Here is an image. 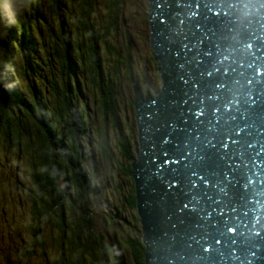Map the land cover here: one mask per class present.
Returning <instances> with one entry per match:
<instances>
[{"label": "rangeland", "instance_id": "1", "mask_svg": "<svg viewBox=\"0 0 264 264\" xmlns=\"http://www.w3.org/2000/svg\"><path fill=\"white\" fill-rule=\"evenodd\" d=\"M14 4L0 0V264H135L133 84L144 99L162 87L149 0L117 21L93 0L83 57L72 0H33L9 26Z\"/></svg>", "mask_w": 264, "mask_h": 264}, {"label": "water", "instance_id": "2", "mask_svg": "<svg viewBox=\"0 0 264 264\" xmlns=\"http://www.w3.org/2000/svg\"><path fill=\"white\" fill-rule=\"evenodd\" d=\"M261 0H149L161 91L133 93L146 264H264ZM156 98V99H155Z\"/></svg>", "mask_w": 264, "mask_h": 264}, {"label": "trees", "instance_id": "3", "mask_svg": "<svg viewBox=\"0 0 264 264\" xmlns=\"http://www.w3.org/2000/svg\"><path fill=\"white\" fill-rule=\"evenodd\" d=\"M106 1L108 2L107 5L110 11L109 16L112 15L114 17V21H117V18L119 19V16H121V14L124 11L123 8H124V5L126 4V0H106ZM72 5H74L76 9L78 8L77 11L80 12L79 16L76 12H74V15H73L75 17L74 23L76 26L74 27V30H75L74 32L78 36L77 38L80 40L79 42L80 43L82 42L80 45H78L77 48L80 50L81 52L80 55L83 57V55L85 54V51H87V49L89 48L84 43L87 40V37L91 35V32H93V26H91L93 25V21H91L92 16H93L92 15L93 14L92 13L93 12V0H72ZM14 6H15V12H16L17 6L15 4ZM5 8H6V11L9 12L7 6H5ZM19 20L23 21V16ZM65 23L67 22L65 21ZM62 26H64L63 29L65 30L66 24ZM71 51H73L72 45H71ZM131 156L132 155L130 154L129 157ZM140 243H141L140 241H136V240H134V242L128 241L127 243L128 246L132 248V253H133L132 255H133V259L135 260V264H145L144 246H142Z\"/></svg>", "mask_w": 264, "mask_h": 264}, {"label": "clouds", "instance_id": "4", "mask_svg": "<svg viewBox=\"0 0 264 264\" xmlns=\"http://www.w3.org/2000/svg\"><path fill=\"white\" fill-rule=\"evenodd\" d=\"M17 6L16 12L12 17L5 16V21L9 26L15 25L19 19L24 15L25 11L28 10L33 2V0H13ZM264 13V0L257 3L254 7L248 8V15H261Z\"/></svg>", "mask_w": 264, "mask_h": 264}, {"label": "bare ground", "instance_id": "5", "mask_svg": "<svg viewBox=\"0 0 264 264\" xmlns=\"http://www.w3.org/2000/svg\"><path fill=\"white\" fill-rule=\"evenodd\" d=\"M29 30V29H28ZM27 34V33H26ZM30 34V33H29ZM30 36V35H29ZM28 41V40H27ZM26 41V42H27ZM72 58H73V55H72ZM75 59V58H74ZM6 72V71H5ZM138 89H139V87H138ZM161 91V90H160ZM160 91H156V92H160ZM139 92H140V90H139ZM141 93V92H140ZM146 99H148V100H150L148 97L146 98ZM156 99V98H155ZM62 153V152H61ZM23 259H24V257H23ZM26 260V259H25Z\"/></svg>", "mask_w": 264, "mask_h": 264}]
</instances>
